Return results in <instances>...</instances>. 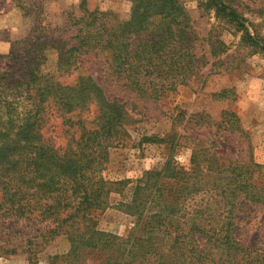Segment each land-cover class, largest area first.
<instances>
[{"label": "trees", "instance_id": "16d2710c", "mask_svg": "<svg viewBox=\"0 0 264 264\" xmlns=\"http://www.w3.org/2000/svg\"><path fill=\"white\" fill-rule=\"evenodd\" d=\"M130 1L131 14L124 19L91 10L81 0L79 13L69 15L70 44L63 45L59 36H31L12 44L11 64L0 55V107L7 117L0 129V248L26 222L39 226L27 243L64 235L71 243L64 258L71 264H264V237L257 246H246L239 226L252 205H264L261 165L249 146L248 155L239 159L219 140L203 146L197 139L202 146L192 150L187 167L168 159L162 168L144 172L130 199L118 203L134 218L126 237L97 228L96 212L128 184L102 176L110 148L125 140L127 102L114 96V89L158 100L187 85L207 65L196 52L192 20L181 0ZM237 1L205 0L217 18L242 33V42L264 52V43L237 11ZM45 47L57 50V76L43 72ZM83 56L101 61L106 86L82 72L73 82L60 79L82 71ZM229 92L216 96L228 98ZM93 107L99 110L97 124L88 126L83 116ZM54 114L67 127L66 146L56 147L43 133ZM223 117L213 122L223 127L218 137L244 134L237 114L225 111ZM176 135L144 139L171 151L180 145ZM27 225L19 230L22 240Z\"/></svg>", "mask_w": 264, "mask_h": 264}, {"label": "rangeland", "instance_id": "374dc122", "mask_svg": "<svg viewBox=\"0 0 264 264\" xmlns=\"http://www.w3.org/2000/svg\"><path fill=\"white\" fill-rule=\"evenodd\" d=\"M192 20L195 32L194 44L201 61L207 65L198 77L175 92L158 100L139 98L135 94L125 95L114 89V96L126 101L127 121L122 137L125 140L110 148L109 160L102 176L107 180H127L121 193L113 192L109 205L96 212L99 230L126 237L134 224V218L119 208L118 203L127 202L135 181L144 172L160 169L168 159L181 167H187L193 149L214 145L219 140L228 149L230 156L244 159L250 153L261 165L262 174L258 182L264 187V52L241 41L242 33L208 9L205 0H181ZM81 0H0V55H8L12 44L27 37L36 36L49 40L53 36L63 37L62 44L68 45L73 36L69 23L71 13H79ZM89 9L111 11L121 18H128L132 11L130 0H87ZM237 11L245 18V24L252 35L264 43V0H238ZM58 44V43H56ZM44 74L57 76V50L43 49ZM84 68L71 76L60 79L73 82L78 74L92 75L98 83L106 86V71L99 59L82 57ZM12 65L17 67L15 62ZM16 70V69H15ZM113 88V87H112ZM230 92L228 98L216 96L222 90ZM128 94V93H127ZM124 95V97H122ZM112 96V94H109ZM114 98V97H113ZM4 106L0 107V129L5 128L7 117ZM225 111L234 112L240 119L243 135L233 132L222 138L223 127L213 125L222 120ZM99 110L93 107L83 116L88 126L96 125ZM200 114L203 116L200 117ZM205 117V118H204ZM211 121V127L206 122ZM58 114L51 116L43 133L56 147L66 146L69 133ZM215 135L211 138L209 134ZM177 134L180 145L169 150L165 144L145 141L146 136H167ZM208 138V144H207ZM226 138V143L222 142ZM215 145H219L216 143ZM0 201L2 192L0 190ZM250 215L241 226L242 241L255 247L264 237V205H252ZM25 238L19 233L23 226ZM22 222L8 237L11 243L0 248V264H71L64 257L70 251L71 243L64 235L37 238L33 236L39 228ZM30 233V235H28ZM2 237V235L0 236ZM0 241V245H1ZM16 248V252H7ZM29 250V251H28ZM86 260L79 264H97Z\"/></svg>", "mask_w": 264, "mask_h": 264}]
</instances>
